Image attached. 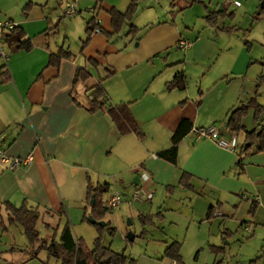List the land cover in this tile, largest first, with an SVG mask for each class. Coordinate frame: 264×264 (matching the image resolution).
<instances>
[{"label":"crops","instance_id":"0c3cea01","mask_svg":"<svg viewBox=\"0 0 264 264\" xmlns=\"http://www.w3.org/2000/svg\"><path fill=\"white\" fill-rule=\"evenodd\" d=\"M68 1L74 3L77 15L64 16ZM237 1L186 4L174 0L171 4V0H139L131 20L118 31L105 35L93 30L83 45L88 20L93 18L97 27L112 32L110 8L124 11L130 0H27L21 14L10 17L17 20L22 37L29 38L32 46L11 50L7 45L8 58L0 61L9 76L6 81L0 77V147L8 157L30 158L16 167L0 162V223L7 215L3 202L17 206L23 200L35 208L36 223L51 225L63 216L74 222L88 211V183L109 181L113 185L110 193H129L140 187L151 191L149 199L138 201L144 204L137 205L134 213H156L165 219L163 211L175 213L178 202L168 201L172 206H166L164 187L175 183L182 171L190 174L195 196L208 199L204 187L210 190L209 199L216 198L221 205L216 213L222 216L231 208L232 216L243 217L249 194L242 190L254 191V197L259 190L253 179L248 181L240 174V168L245 173L249 167L264 166V148L244 153L239 161L235 147H220L212 138L197 137L192 130L212 125L221 138L230 140L235 132L225 124L228 111L252 94L256 76L264 69L254 62L262 59L261 52L253 54L251 43L246 50L235 35L241 30L246 36L257 31L264 41V0ZM195 4L204 7L202 21L215 27L219 36L207 33L206 27L194 31L184 22V9ZM218 8L232 11V17L208 25L204 15ZM253 15L257 17L253 19ZM177 17L185 29L176 22ZM226 18L229 21L219 26ZM129 22L135 27L130 31ZM179 39H188L190 44L180 46ZM59 47L72 56L48 63L49 54ZM88 58L95 62L89 63ZM77 66L90 72L86 81L73 83ZM178 71L185 74L186 87L166 89L165 82ZM99 78L106 104L128 103L143 132L141 137L133 131L120 134L103 109L87 110L89 87ZM182 118L190 121L191 129L178 142L176 162L171 163L157 152L170 145L171 134ZM233 163L240 168H233ZM181 188L183 194L177 195L189 197ZM211 204L209 200L207 205ZM156 224L160 226L162 221ZM160 241L164 248L170 242L166 238ZM139 255L135 264L141 260L163 264L157 260L162 255Z\"/></svg>","mask_w":264,"mask_h":264},{"label":"rangeland","instance_id":"374dc122","mask_svg":"<svg viewBox=\"0 0 264 264\" xmlns=\"http://www.w3.org/2000/svg\"><path fill=\"white\" fill-rule=\"evenodd\" d=\"M26 1L27 0H0V6L3 8L0 7V10H2L0 11V16L15 17L21 14V8ZM190 8L184 9L183 14L185 23H189L188 25H191L194 31L206 27L207 33H211L214 37L220 35L218 31L215 32V27L205 26L201 17V14L205 13V9L201 4H195ZM3 11L6 12V14H4ZM240 16L242 15H239V17ZM226 19L219 21L218 25L221 26L222 22L229 21ZM13 20L17 21L14 18ZM176 22L182 29H185L179 17H177ZM245 24H247V21ZM235 35L238 36L236 40L238 43H243L244 45L245 40H247L249 45L251 43L253 46V54L261 52L262 59L264 60V41H262L263 37L261 34L256 31L253 34L250 33V36H246L241 30L236 32ZM235 46L236 44L234 42V48ZM244 47L246 50L248 49L246 45H244ZM0 61L4 62V59L0 57ZM254 62L258 63L257 61ZM256 65L258 68L260 67L258 64ZM189 83L192 87L194 86L193 80ZM257 93V100L259 102H264V82L257 87ZM261 117L264 119V112ZM243 124L247 129L256 126L257 123L252 118V111H249L244 117ZM234 134L236 136L235 154L237 155L239 144L242 142L244 135L243 132ZM223 139L229 140L227 137H223ZM238 166L237 163H233V168H240V166ZM240 170V174H244L243 177L245 176L248 181L249 179H253L255 182L254 184L257 183L256 188L259 190L256 197L251 195L254 194V191L250 189H246L247 191L242 190V192L249 194V199L246 200L247 202L249 201V206L250 199L256 201V209L253 216L247 214L248 209L243 217L232 216L234 210L231 208L225 211V215H219L216 211L221 205L216 201V198L209 199L208 195L210 194V190L208 188L204 187L203 194L207 196L208 199L201 195L195 196L196 193L190 188L183 187L178 183V178L175 183L167 185L168 188L167 186L164 187L166 192L165 196L167 198L166 206H172L168 201L178 202L174 205L177 207L175 213H171L168 210L166 212L163 211L165 219H159L157 215L152 214L155 215L152 217V221H148L144 225L141 224L138 215L134 213L137 205L140 206L144 203L132 201L128 204L126 200L130 198L131 191H129V193L122 192L124 199L121 203L117 207L106 211L103 218L97 220L103 221L104 224L109 222V226L114 228L113 235H110L107 231V227L97 223L103 226L101 230L102 244L109 245L113 250L121 252L127 257L139 260V254L142 252H147L156 258L163 255L164 245L163 241L160 240L166 238L167 242H169L171 240L169 237H171L175 238L176 241L180 243L179 252L181 260L175 261L167 256H162L157 260L162 261L163 264H264V180H258L264 177V166L249 167L248 172L246 171L245 173L241 168ZM109 182V188L102 194V203L104 206L105 200L109 194H111L110 190H112L113 187L112 182ZM180 188L185 194L192 197V199L177 195L178 193L181 195L183 194L180 192ZM199 188L201 187H198V189ZM248 190L250 192H248ZM195 191L197 190L195 189ZM209 200L213 201L212 205H216V207L214 208V215H211L212 217L210 218H206L204 214H206L205 211L208 208L207 204ZM85 204H87L89 211V204H91L90 200ZM139 206L138 208H140ZM128 208L130 210H128ZM88 211L85 213L86 217L90 215ZM66 220V217L63 216L58 223L54 222V224L47 225L44 222H39L35 223V226L39 231L40 237L46 239L54 237V239H57L61 227L65 222H68L73 234L76 237H81L86 245L91 247L93 239L98 232L96 225L88 219L83 220L82 217L74 222ZM243 220L245 221L243 222ZM157 221H162V225L157 226ZM154 223L156 227H153ZM142 226L147 232L145 231L143 235H140ZM128 232L134 235L133 239L129 241L126 238ZM0 264L58 263L55 262L52 257L47 259L46 252L43 249L33 254L32 248L28 245L20 224H8L5 220L3 224L0 223ZM138 264L150 263H144L141 260Z\"/></svg>","mask_w":264,"mask_h":264},{"label":"trees","instance_id":"16d2710c","mask_svg":"<svg viewBox=\"0 0 264 264\" xmlns=\"http://www.w3.org/2000/svg\"><path fill=\"white\" fill-rule=\"evenodd\" d=\"M139 0H130L127 8L124 11H119L116 8H110L109 14L111 18L112 32L106 31L102 28L97 27L94 24V19L91 18L87 22L85 27V37L82 40V44H86L89 40L90 33L93 30H100L101 33L105 35H110L118 31L121 26L127 21L131 20L133 13L136 10L137 2ZM186 4H191L196 0H183ZM174 0H171L173 4ZM26 8V4L25 7ZM25 10V9H23ZM233 12H227L226 9L218 8L208 10L204 15L205 22L208 25H216L218 18H231ZM257 16L253 15V19ZM98 28V29H97ZM135 28L134 25L128 23V31ZM6 44L12 49H24L28 50L31 48L32 44L29 38L22 37V29L19 25L13 28L9 33L5 35ZM245 45H249L247 40H245ZM248 48V47H247ZM72 54L66 48L59 47L54 53L49 54L48 63L52 62V59H59L61 57L70 58ZM87 61L93 64L95 61L92 58H88ZM261 65H264L263 59H257ZM111 73V72H109ZM90 72L84 66H77L75 69V74L73 78V83L78 79L86 81L90 77ZM108 75V74H107ZM0 77L2 81H6L9 76L5 69V65L0 67ZM102 78L89 87L88 97L90 105L87 107L88 111H95L103 109L111 118L112 122L115 124L120 134L127 131H133L138 137L143 135L142 130L137 125L134 116L129 108L128 103L117 102L113 105L106 104L105 100V90L101 83ZM264 82V69L256 76L255 89L252 95H250L245 101H240L237 105L232 107L226 116L225 124L233 132L239 133L243 132V140L239 144V149L237 151L238 160L240 161L242 155L248 151H260L264 148V119L261 117L264 112V103H259L257 100V87ZM187 80L185 74L182 71H178L174 76L165 82V88H179L183 89L186 87ZM77 103V102H76ZM78 104V103H77ZM249 111H252V118L257 123L256 126L247 129L243 125V118L247 115ZM191 129V123L188 119L182 118L178 122L175 130L171 134V143L168 147L159 150L157 156L165 159L171 163L176 162L177 157V144L180 139ZM238 164V163H237ZM190 174L186 171L180 173L178 183L183 187L190 188L189 183ZM109 187L108 183H96L87 185V195L86 203L89 202L91 198L93 201L89 204V214L95 219V221L102 219L106 211L111 208L106 207L102 203V194ZM168 188V186H167ZM4 210L7 211L6 223H18L20 224L22 231L27 239L28 245L32 248L33 254H36L40 249L45 250L46 258L52 257L58 264H134V258L127 257L121 252L113 250L109 245H103L101 240V230L103 226L94 222L97 227V234L93 239L92 246L89 247L82 240L81 237H76L68 222H65L60 229L58 238L54 239L51 237L49 239L39 236V231L35 226L37 213L35 208L31 207L26 200H23L19 205H13L9 201L3 202ZM216 205H209L205 217L210 218L214 212ZM256 201L251 200L250 206L248 208L247 214L253 216L255 212ZM86 213V212H85ZM85 213L82 215V219H87ZM156 215V213H155ZM155 215L138 214V218L142 225L148 221H152V217ZM245 220H243L244 222ZM107 227V231L110 235H113L114 228L109 226V222L104 224ZM145 233V229L142 226V231L140 235ZM129 241V240H128ZM180 243L176 240H171L164 248L163 255L171 258L175 261H180L181 256L179 252Z\"/></svg>","mask_w":264,"mask_h":264},{"label":"built area","instance_id":"2783aa9c","mask_svg":"<svg viewBox=\"0 0 264 264\" xmlns=\"http://www.w3.org/2000/svg\"><path fill=\"white\" fill-rule=\"evenodd\" d=\"M235 4H238L239 1L234 0ZM77 9L73 2L68 1L65 2L63 7L64 16L71 17L77 14ZM18 25L16 21H14L11 17L0 16V57L4 59V61L8 58V48L5 40V35L9 33L13 28ZM178 44L180 46H188L190 44V40L188 39H179ZM194 134L197 137H206L212 138L215 141V144L220 147H230L234 148L236 145V136L233 134L232 138L227 141L221 138L217 132V129L214 126L208 127H195L192 128ZM153 156H155L153 154ZM29 155L25 157H8L0 147V162L5 163L8 167H16L18 165H24L29 161ZM143 177L147 179V175L143 173ZM152 192L146 188H134L130 192V198L126 200L127 203H131L132 201H142L145 199H149L151 197ZM124 199V196L121 192H114L109 194V196L105 200V206L109 208L117 207L121 201Z\"/></svg>","mask_w":264,"mask_h":264},{"label":"water","instance_id":"95a60500","mask_svg":"<svg viewBox=\"0 0 264 264\" xmlns=\"http://www.w3.org/2000/svg\"><path fill=\"white\" fill-rule=\"evenodd\" d=\"M135 179H136V181H137V180H138V177H135ZM92 201H93V198L90 199V203H92ZM87 219H88L90 222H92V223L95 222V219H94L91 215H88ZM97 223L100 224V225H104V222L101 221V220H100V221H97ZM133 237H134L133 233H129V232H128L127 235H126V238H127L128 240H132Z\"/></svg>","mask_w":264,"mask_h":264}]
</instances>
